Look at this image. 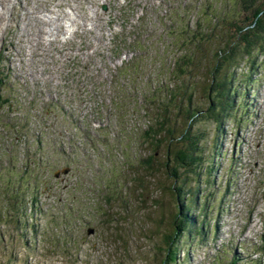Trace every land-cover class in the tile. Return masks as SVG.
I'll use <instances>...</instances> for the list:
<instances>
[{"label":"rangeland","instance_id":"obj_1","mask_svg":"<svg viewBox=\"0 0 264 264\" xmlns=\"http://www.w3.org/2000/svg\"><path fill=\"white\" fill-rule=\"evenodd\" d=\"M233 7L234 0H0V264H160L176 211L163 190L172 179H149L143 195L133 182L132 194L125 187L149 149L141 140L148 110L175 82L169 70L185 40L178 26L207 25L220 12L230 19ZM118 31L129 48L115 50ZM258 59L248 115H231L217 138L211 121L198 120L204 169L199 178L187 173L184 190L200 189L212 230L203 239L186 235L171 264H264L257 249L264 246V56ZM130 61L134 70L122 68ZM245 71L242 62L238 72ZM205 86L199 80L194 92ZM165 149L154 159L162 162ZM108 186L131 203L128 210L107 203L113 216L122 209L109 224ZM16 189L25 199L37 195L19 223L10 201Z\"/></svg>","mask_w":264,"mask_h":264},{"label":"trees","instance_id":"obj_2","mask_svg":"<svg viewBox=\"0 0 264 264\" xmlns=\"http://www.w3.org/2000/svg\"><path fill=\"white\" fill-rule=\"evenodd\" d=\"M185 5L183 4L181 8ZM234 5L230 19L227 15L220 16V12L215 14L207 25H202L196 20L183 27L178 26L185 40L182 46L178 47L180 51L178 49L174 51L173 63L169 70L172 71L175 82L167 87L166 96L159 95L154 108L148 110L153 111V115L147 114L151 121L142 132L141 140L143 139V144L149 149H143L137 156L136 165L132 164L134 176L127 184L129 186L125 187L128 193L132 194L134 188L130 185L133 182L135 188H140V193L143 195L149 192V179H154L159 174L172 179V183L164 186L163 190L167 189L173 195L176 211L171 215L170 231L163 235L161 242L163 246L160 248L163 256L160 264H171L178 260V253L186 235L189 239L194 237L203 239L212 230L207 223L209 218H205L208 206L203 200H199L200 189L193 191L189 186L184 190L188 182L187 173L191 172L199 178L204 169L202 141L205 133L198 120L211 121L215 126V138H217L231 115L235 116L238 111L241 113V110L248 115L247 96L253 90L255 73L261 64L258 58L264 56V0H234ZM177 25L178 23L175 22L171 24L174 31L178 29ZM136 42L133 40L130 47ZM242 62H246V71L240 73L238 69H241ZM126 66L133 69L137 63L130 61L122 68ZM199 80L204 81L205 85L207 82V86L199 88L198 93H195L194 86ZM1 81L0 78V83ZM162 89L159 87L156 92H161ZM201 90L203 91L201 99L204 103L198 100ZM4 101L5 99L0 96V106ZM95 141L96 138H91V144ZM162 144H166V149L163 153V161L159 162L154 159L156 157L154 152L157 151L159 154ZM215 150L214 154H216ZM69 156H72V152H69L67 157ZM8 161L11 163V169L20 170L21 167H16L12 158H8ZM40 165L42 162L39 160L38 166ZM137 166L141 167L140 171ZM34 177L33 189L39 187ZM107 188L109 189L106 192L107 206L103 208V214L109 224L119 216L118 212L122 209L114 212L115 216H113L108 212V204L110 206L113 200H119L120 206L128 210L131 203L126 194L122 195L121 191L114 192L110 186ZM12 193L11 206L12 210H16L15 222L19 223L21 218H29L31 209L28 214L26 209L29 205H34L37 195L30 194L25 199L22 192L17 189ZM190 194L192 195L187 199L186 195ZM152 202L154 206L159 204L156 199ZM197 206L199 209L194 213L192 207L194 209ZM200 216L205 217L200 218ZM257 249L261 251L264 246ZM235 260L232 259L231 264H235Z\"/></svg>","mask_w":264,"mask_h":264},{"label":"water","instance_id":"obj_3","mask_svg":"<svg viewBox=\"0 0 264 264\" xmlns=\"http://www.w3.org/2000/svg\"><path fill=\"white\" fill-rule=\"evenodd\" d=\"M103 9H105V6H103ZM63 173L67 172V168H65L64 170H62ZM58 172H55V176H57Z\"/></svg>","mask_w":264,"mask_h":264}]
</instances>
